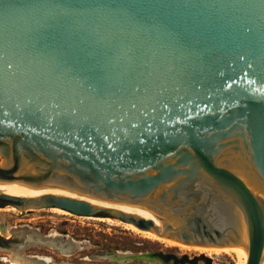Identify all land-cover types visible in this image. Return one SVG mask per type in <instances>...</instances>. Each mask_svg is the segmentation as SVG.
Segmentation results:
<instances>
[{
  "label": "water",
  "instance_id": "obj_1",
  "mask_svg": "<svg viewBox=\"0 0 264 264\" xmlns=\"http://www.w3.org/2000/svg\"><path fill=\"white\" fill-rule=\"evenodd\" d=\"M0 204L264 264V0H0Z\"/></svg>",
  "mask_w": 264,
  "mask_h": 264
},
{
  "label": "rangeland",
  "instance_id": "obj_2",
  "mask_svg": "<svg viewBox=\"0 0 264 264\" xmlns=\"http://www.w3.org/2000/svg\"><path fill=\"white\" fill-rule=\"evenodd\" d=\"M17 206V207H16ZM22 205L0 204V228L27 226L38 230L43 235L56 233L80 244V249L70 257H65L44 247H30L24 255L46 256L51 264H116L114 262L92 259L85 261L88 255L106 252L133 254H152L160 264H246V253L236 254L214 249L189 247L175 244L146 234L124 229L114 215H100L99 220H86L57 214L54 209L42 205L21 208ZM27 206V205H25ZM106 216V217H104ZM11 243H19L12 240ZM9 245H0V264H11L6 258L11 256ZM204 257V258H203ZM95 260V261H94ZM124 264H147L130 261Z\"/></svg>",
  "mask_w": 264,
  "mask_h": 264
},
{
  "label": "bare ground",
  "instance_id": "obj_3",
  "mask_svg": "<svg viewBox=\"0 0 264 264\" xmlns=\"http://www.w3.org/2000/svg\"><path fill=\"white\" fill-rule=\"evenodd\" d=\"M41 198L43 197H38L37 200ZM25 207H32V206L31 205L21 206L22 209H25ZM52 208L55 210L54 207ZM140 208H143V206L139 204L124 203V204L115 206L113 208H110V210H116L124 214H129ZM0 233H2L3 235L7 237L8 236L12 237V240L19 241V243H11L8 249L9 250L8 253H11V256L9 258H6V260L9 261L11 264H51L52 259L46 256L44 257V256L24 255L23 251L30 247L49 248L65 257H70L74 255L76 251L80 249L79 243H77L76 241L70 238L59 235L57 234V232L56 233L54 232L49 235H43L38 230L29 228L27 226H20V227L12 226L10 228L1 227ZM155 238L172 241L175 244H178L181 246L197 247V246H192V245H186L175 239H168V238H163L160 236L155 237ZM242 239L245 243L246 238H245L244 227H242ZM92 259H97L98 261L103 260V261L114 262L116 264H124L130 261H141L147 264H160L161 263L158 258H155L152 254H149V253L133 254V253H123V252H116V251L106 252L102 254L88 255L85 258V261L86 260L92 261ZM246 260H247V253H246Z\"/></svg>",
  "mask_w": 264,
  "mask_h": 264
},
{
  "label": "snow or ice",
  "instance_id": "obj_4",
  "mask_svg": "<svg viewBox=\"0 0 264 264\" xmlns=\"http://www.w3.org/2000/svg\"><path fill=\"white\" fill-rule=\"evenodd\" d=\"M250 67H251V65H250ZM133 79H135V78H133ZM47 83H48L47 81H42L41 85L45 86V85H47ZM129 88H130L131 93H133V94H140L142 91H147V88L142 87V85L140 83H136V82L131 83L129 85ZM93 91L95 92V99L97 102L102 101L104 99L105 89H104L102 83L98 84V86ZM83 102L84 101L81 100V103H83ZM135 106H136L135 104L132 105V107H135Z\"/></svg>",
  "mask_w": 264,
  "mask_h": 264
},
{
  "label": "flooded vegetation",
  "instance_id": "obj_5",
  "mask_svg": "<svg viewBox=\"0 0 264 264\" xmlns=\"http://www.w3.org/2000/svg\"><path fill=\"white\" fill-rule=\"evenodd\" d=\"M49 209H53V208H49ZM11 241H12V237H10V236L7 237V236L3 235L2 233H0V245H4V244L9 245V242H11ZM9 247H10V245H9ZM8 249H7V251L9 252Z\"/></svg>",
  "mask_w": 264,
  "mask_h": 264
},
{
  "label": "trees",
  "instance_id": "obj_6",
  "mask_svg": "<svg viewBox=\"0 0 264 264\" xmlns=\"http://www.w3.org/2000/svg\"><path fill=\"white\" fill-rule=\"evenodd\" d=\"M203 258H204V257H203ZM204 260L207 262V264H209V259L205 258Z\"/></svg>",
  "mask_w": 264,
  "mask_h": 264
}]
</instances>
